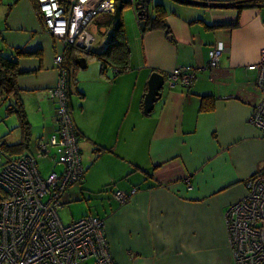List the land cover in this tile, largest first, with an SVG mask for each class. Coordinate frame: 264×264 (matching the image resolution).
<instances>
[{
	"label": "crops",
	"instance_id": "crops-1",
	"mask_svg": "<svg viewBox=\"0 0 264 264\" xmlns=\"http://www.w3.org/2000/svg\"><path fill=\"white\" fill-rule=\"evenodd\" d=\"M211 1L151 0L149 10L161 3L167 24L146 22L143 29L135 11L124 21L128 3L117 1L130 56L129 67L115 72L113 64L102 71L91 52L64 46L47 29L37 0H0V51L16 57L28 126L41 129L25 150L56 126L50 88L58 74L54 56L62 52L74 73L69 104L84 166L72 191L92 192L102 204L97 215L119 264H231L225 208L264 171V131L250 119L261 94L257 71L248 67L264 46V5ZM111 13L93 18L94 51L116 39ZM220 40L225 48L209 65V50ZM179 64L192 65L195 79L171 86L165 77L153 107L143 111L150 72ZM4 102L8 115L13 111ZM16 125L19 136L6 130L1 142L24 139L20 119ZM132 185L137 189L127 200L114 196V189Z\"/></svg>",
	"mask_w": 264,
	"mask_h": 264
},
{
	"label": "built area",
	"instance_id": "built-area-1",
	"mask_svg": "<svg viewBox=\"0 0 264 264\" xmlns=\"http://www.w3.org/2000/svg\"><path fill=\"white\" fill-rule=\"evenodd\" d=\"M37 1L47 29L60 37L64 46L89 52L97 41L94 16L113 11L119 0ZM121 1L139 16L138 0ZM225 45L220 40L210 48L209 65L218 63ZM54 62L58 74L50 94L56 103L55 128L41 134L33 148L17 155L5 154L1 161L0 264H119L111 253L102 216L85 213L64 222L57 209L67 187L83 176L84 166L62 52L55 54ZM248 67L257 71L255 84L261 94L250 119L264 131V46ZM164 75L172 86L179 81L192 82L197 73L192 65L179 64ZM40 157L53 164L42 168ZM136 189V185L116 188L113 194L125 201ZM224 221L231 264H264V171L251 176L246 192L226 206Z\"/></svg>",
	"mask_w": 264,
	"mask_h": 264
},
{
	"label": "trees",
	"instance_id": "trees-1",
	"mask_svg": "<svg viewBox=\"0 0 264 264\" xmlns=\"http://www.w3.org/2000/svg\"><path fill=\"white\" fill-rule=\"evenodd\" d=\"M236 3L240 7L247 5H264V0H237ZM162 10V4L157 2L154 4L152 10L148 11L145 18L149 26H166L167 23L161 14ZM110 12H112L110 18L116 30V39L110 41L102 51H94L93 49H91L89 52L98 57L101 63L102 71L105 70L107 65L113 64L116 67L114 71L118 72L129 67L130 46L124 33V27L119 7L115 8L113 11ZM66 68L69 93L70 83L74 77V73L70 69V67L66 66ZM19 72L20 69L16 57L6 55L0 51V103L6 101L7 108L10 111L17 113L20 119V125L23 128H28L29 122L25 116L22 102L17 94L16 77ZM12 93L14 97L13 99H11ZM24 138L25 139L13 143L11 146H8L4 144L3 141H0V154H10L9 152H7L6 149H10L12 146L19 147L21 144L24 143L25 140H28L27 135H25Z\"/></svg>",
	"mask_w": 264,
	"mask_h": 264
},
{
	"label": "rangeland",
	"instance_id": "rangeland-1",
	"mask_svg": "<svg viewBox=\"0 0 264 264\" xmlns=\"http://www.w3.org/2000/svg\"><path fill=\"white\" fill-rule=\"evenodd\" d=\"M123 16L124 21L126 23H129V16L133 18L135 16L134 10L130 4H126L123 9ZM88 57H93L91 54H87ZM6 103L3 101L0 103V135L6 131L9 130L10 137L15 138L19 136V133H21V127L17 126L16 124L19 121V117L16 112H12L10 114L5 113ZM38 130V126L34 123H32L31 126H28V128H23L24 135H27L29 140H25L23 144H21L19 147H11L10 149H6L7 152L17 154L18 152H21L22 150L27 149V142L30 141L31 137H34L35 133ZM41 130V129H40ZM38 130V131H40ZM30 132L32 134H30ZM30 134V138H29ZM32 135V136H31ZM25 139V138H24ZM45 158L40 157L39 163L42 164V168L47 167L53 163H51L48 160L43 161ZM1 161H2V155L0 154V168H1ZM44 165V163H46ZM57 168L61 167V164H56ZM47 168L43 171L45 174L47 172ZM73 183V182H72ZM79 181L76 180L74 183L65 190V192L62 194V200L63 204L59 205L57 207L58 212L61 216V219L64 222L70 221L72 218L78 217L85 213H93L98 214V212H102V204L99 200H96V197L92 195V192L90 193L87 190H82V192H73V188L78 186ZM80 190V188H79ZM3 193L2 188L0 187V194Z\"/></svg>",
	"mask_w": 264,
	"mask_h": 264
},
{
	"label": "water",
	"instance_id": "water-1",
	"mask_svg": "<svg viewBox=\"0 0 264 264\" xmlns=\"http://www.w3.org/2000/svg\"><path fill=\"white\" fill-rule=\"evenodd\" d=\"M150 1L151 0H138L137 1V4L139 5V8H138L139 24L142 29L145 27V24H146L145 16L147 15L149 11ZM80 59H79V63L81 65H84L85 56L84 55L81 56ZM164 80H165V75L161 70L153 69L150 72L149 77H148V88L145 91L143 102H142L143 111L148 112L151 110V108L154 105V101L161 94V87L164 83Z\"/></svg>",
	"mask_w": 264,
	"mask_h": 264
}]
</instances>
